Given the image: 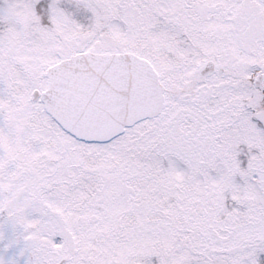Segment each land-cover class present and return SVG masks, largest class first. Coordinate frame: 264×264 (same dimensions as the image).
<instances>
[{
    "label": "snow or ice",
    "instance_id": "6c2138e0",
    "mask_svg": "<svg viewBox=\"0 0 264 264\" xmlns=\"http://www.w3.org/2000/svg\"><path fill=\"white\" fill-rule=\"evenodd\" d=\"M0 264H264V0H0Z\"/></svg>",
    "mask_w": 264,
    "mask_h": 264
}]
</instances>
